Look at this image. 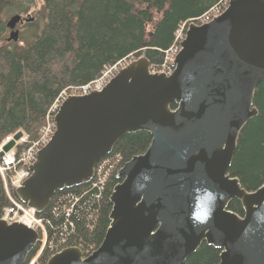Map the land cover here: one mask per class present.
Wrapping results in <instances>:
<instances>
[{"label": "water", "instance_id": "obj_1", "mask_svg": "<svg viewBox=\"0 0 264 264\" xmlns=\"http://www.w3.org/2000/svg\"><path fill=\"white\" fill-rule=\"evenodd\" d=\"M19 21L7 22L8 39ZM179 46L170 74L141 56L101 90L59 105L53 135L15 190L37 213L56 191L89 183L126 133L147 131L151 141L116 172L100 245L88 256L65 247L46 264H184L203 242L220 250L217 264H264V182L249 191L228 171L240 130L257 115L264 0H229L210 21H190ZM232 199L242 215L228 208ZM37 242L36 231L0 219V264H24Z\"/></svg>", "mask_w": 264, "mask_h": 264}, {"label": "trees", "instance_id": "obj_2", "mask_svg": "<svg viewBox=\"0 0 264 264\" xmlns=\"http://www.w3.org/2000/svg\"><path fill=\"white\" fill-rule=\"evenodd\" d=\"M221 0H0V143L21 132L35 140L58 96L84 85L121 59L144 56L159 69L177 31ZM20 16L16 39H8L9 19ZM187 24V25H186ZM257 115L240 130L229 167L246 190L264 182V79L254 92ZM151 141L147 131L126 133L103 159L111 169L105 181L56 191L39 213L46 219L45 261L75 245L88 255L109 226V196L116 171ZM7 205L0 182V214ZM228 208L243 214L237 199ZM220 250L203 242L184 264H217ZM32 254L29 253V256Z\"/></svg>", "mask_w": 264, "mask_h": 264}, {"label": "built area", "instance_id": "obj_3", "mask_svg": "<svg viewBox=\"0 0 264 264\" xmlns=\"http://www.w3.org/2000/svg\"><path fill=\"white\" fill-rule=\"evenodd\" d=\"M227 1L228 0H221L220 4L212 7L200 19L206 21L214 15L220 13L225 7ZM182 37L183 29L181 27L177 31L174 43L165 52L164 61L158 70L166 73H170L172 71V59L179 49L178 42L182 39ZM129 59L130 58L127 57L105 67L98 77L84 85L71 87L68 90L63 91L50 107L46 116V122L42 127H40L37 138L28 142V137L26 135H21V137L15 142V145L0 157V182L4 188L7 199V205L2 208L0 218L8 223L15 222L23 224L39 233V247L32 254V257L29 259L27 264H43L40 257L47 243L46 219L41 217L39 213L35 212L33 208L20 202L15 196L14 191L30 175V166L35 161L37 151L47 143L53 134V115L61 101L68 95L85 94L101 89L107 81L128 62ZM10 139H12V135H7L4 138L0 144V150ZM107 163L108 160H103L96 167L92 182L93 185H101L105 181L107 173L111 169V166Z\"/></svg>", "mask_w": 264, "mask_h": 264}, {"label": "flooded vegetation", "instance_id": "obj_4", "mask_svg": "<svg viewBox=\"0 0 264 264\" xmlns=\"http://www.w3.org/2000/svg\"><path fill=\"white\" fill-rule=\"evenodd\" d=\"M117 179H118V178H117ZM69 246H71V245H69ZM79 248H80V247H79ZM29 257H31V256H29ZM29 257H28V260L30 259ZM40 260H41V257H40ZM26 261H27V260H26ZM25 263H26V262H25Z\"/></svg>", "mask_w": 264, "mask_h": 264}, {"label": "bare ground", "instance_id": "obj_5", "mask_svg": "<svg viewBox=\"0 0 264 264\" xmlns=\"http://www.w3.org/2000/svg\"><path fill=\"white\" fill-rule=\"evenodd\" d=\"M189 22H190V21H189ZM189 22H188V23H189ZM186 25H187V24H186ZM182 29H183V26H182ZM115 176H116V175H115ZM91 182H92V181H91Z\"/></svg>", "mask_w": 264, "mask_h": 264}, {"label": "rangeland", "instance_id": "obj_6", "mask_svg": "<svg viewBox=\"0 0 264 264\" xmlns=\"http://www.w3.org/2000/svg\"><path fill=\"white\" fill-rule=\"evenodd\" d=\"M35 1L37 2L38 0H34V2H35Z\"/></svg>", "mask_w": 264, "mask_h": 264}]
</instances>
